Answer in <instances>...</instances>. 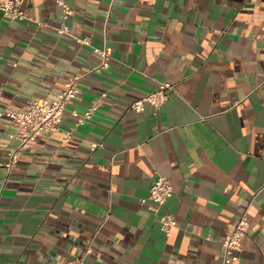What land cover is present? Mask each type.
I'll list each match as a JSON object with an SVG mask.
<instances>
[{
    "label": "crops",
    "instance_id": "crops-1",
    "mask_svg": "<svg viewBox=\"0 0 264 264\" xmlns=\"http://www.w3.org/2000/svg\"><path fill=\"white\" fill-rule=\"evenodd\" d=\"M66 1L71 33L57 32L55 0H24V19L0 10V264H61L89 243L91 264H216L244 212L236 264H264V0ZM74 35L109 46V66L91 71L100 57ZM74 76L60 130L7 172L23 128L5 112ZM161 82L174 90L159 107H129ZM159 175L173 186L169 235L140 202Z\"/></svg>",
    "mask_w": 264,
    "mask_h": 264
},
{
    "label": "built area",
    "instance_id": "built-area-1",
    "mask_svg": "<svg viewBox=\"0 0 264 264\" xmlns=\"http://www.w3.org/2000/svg\"><path fill=\"white\" fill-rule=\"evenodd\" d=\"M24 0H0V10L3 15L9 18L24 19L26 18L25 11L22 8ZM62 8V16L64 24L57 28L59 34L71 33V28L68 25V19L73 15L74 9L66 0H55ZM37 24H42L37 22ZM77 42L89 45L93 51L96 52L100 59L97 64L92 66L91 71L100 72L109 66L111 59V49L109 46L95 47L91 45V41L85 36L74 35ZM16 63H14L15 65ZM79 76H74L69 79L62 90L51 98L35 97L28 102L23 109L15 111H7L5 114L18 122L22 126L21 131L9 134L10 138L17 140L16 146L7 147L5 150L6 159L4 166L7 172H11L21 153L30 147L35 138L46 130L59 131L62 122L63 113L67 105L79 98L80 89L78 86ZM174 90V85L171 82H161L158 86L133 99L129 103V107L141 111L146 105L159 107L167 98L168 93ZM103 96L105 93L102 94ZM1 97V92H0ZM97 104H90L83 112H78L73 109L71 111L75 119V125L82 124L89 120L95 110ZM0 114L3 112L0 111ZM72 135V128L66 130L62 134L63 140H68ZM101 141L93 142L92 149L101 146ZM264 188V184L262 186ZM173 193V186L171 180L163 175L157 176L151 184L148 194L140 198V202L145 203L151 201L149 208L156 214V218L160 224V229L165 235H169L171 230L177 225V218L174 213L163 209L167 199ZM248 220L245 212L241 214L233 228L226 230L222 239V255L216 264H236L239 260V253L242 250V240L247 232ZM92 252L91 244H87L84 250L78 256H75L61 264H91L87 261V257Z\"/></svg>",
    "mask_w": 264,
    "mask_h": 264
}]
</instances>
